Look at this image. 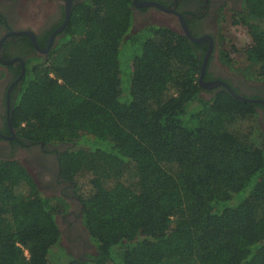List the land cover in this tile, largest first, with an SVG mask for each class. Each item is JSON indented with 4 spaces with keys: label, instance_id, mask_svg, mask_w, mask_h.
Wrapping results in <instances>:
<instances>
[{
    "label": "trees",
    "instance_id": "1",
    "mask_svg": "<svg viewBox=\"0 0 264 264\" xmlns=\"http://www.w3.org/2000/svg\"><path fill=\"white\" fill-rule=\"evenodd\" d=\"M134 8L76 3L47 56L26 60L10 106L20 138L70 145L59 175L95 251L65 253L56 215L68 203L0 159V264H264L256 104L224 89L205 98L202 46L166 25L132 30ZM231 21L250 40L242 62L221 60L263 80L264 0H241Z\"/></svg>",
    "mask_w": 264,
    "mask_h": 264
},
{
    "label": "flooded vegetation",
    "instance_id": "2",
    "mask_svg": "<svg viewBox=\"0 0 264 264\" xmlns=\"http://www.w3.org/2000/svg\"><path fill=\"white\" fill-rule=\"evenodd\" d=\"M80 1L0 0V159L21 163L32 175L40 191L47 196H61L68 203L66 210L56 215V221L61 232V243L66 249L79 253L78 256L88 253L90 249L88 233L81 222L82 203L72 181L59 175L58 154L70 145L45 144L20 138L10 120V106L12 95L20 85L26 60L47 56L63 35L68 23H65L66 15L70 16L72 7ZM137 1L138 4H134L133 26L143 21L138 28L148 24L144 19L149 15L150 18L168 20L171 24L169 27L182 32V25L176 15L153 5L143 7L140 3L152 2L181 14L190 35L201 39L195 43L205 47L204 52L202 47L198 48V54L203 53L201 67L205 65L202 81L217 83L209 88L203 87L202 95L210 98L217 89L228 91L229 86L239 96L253 100L250 102L256 104L258 123L264 132V79L253 80L244 74L227 71V64L220 56L225 48L224 23L228 19L225 13L233 15L234 10L241 8V0ZM39 4L46 5L48 12L44 20L37 24L39 19L31 10ZM31 21L36 24H31Z\"/></svg>",
    "mask_w": 264,
    "mask_h": 264
},
{
    "label": "rangeland",
    "instance_id": "3",
    "mask_svg": "<svg viewBox=\"0 0 264 264\" xmlns=\"http://www.w3.org/2000/svg\"><path fill=\"white\" fill-rule=\"evenodd\" d=\"M39 3H42V1H39ZM39 5L35 9H33V10H36L37 12H33V10H31V13L39 19V22H37V24H39L41 21L44 20L45 16L47 15L46 12H48L46 5H44V4H39ZM225 14H227L228 19L225 20V23H224V25H225L224 33H225V37H226L224 50L227 52H229V51L231 52V54L229 55L230 59H235V60H238L239 62L240 61L242 62V57H243L242 50L249 43V40H250L249 36L246 32V29H244V27H242L241 25L232 24L231 19H230V18H232V15L229 12L225 13ZM144 21H147L148 24L151 23V24H161V25L171 26V24L168 20L161 19L159 17L150 18L149 15L146 16ZM141 23H139V22L137 24L135 23V26H133V29L135 30L136 28H138V25H140ZM31 24L35 25L36 22L34 23L33 21H31ZM225 69L227 71H230V72H233L236 74H242L240 72V70L237 68V65L232 67V66H229L227 64L225 66ZM0 80H1V76H0ZM30 171L33 172V169H30ZM80 183L83 185L82 186L83 189L85 191H88L89 187L86 185L84 180H82V182H80ZM89 244H90L89 252H94L95 247L92 245L91 242ZM60 245L62 246L64 251H66L65 253L71 254L72 256H78L79 253H75V252H72V251L66 249V246H64L61 242H60ZM57 251L59 253L58 257H59V262H60L61 261L60 258L64 257L62 254H64L65 256H66V254L64 253V251H62L60 249H57Z\"/></svg>",
    "mask_w": 264,
    "mask_h": 264
},
{
    "label": "water",
    "instance_id": "4",
    "mask_svg": "<svg viewBox=\"0 0 264 264\" xmlns=\"http://www.w3.org/2000/svg\"><path fill=\"white\" fill-rule=\"evenodd\" d=\"M133 4H138V1L137 0H133ZM140 5L141 6H143V7H146V6H150V5H153V6H157V7H159V8H161L162 10H164V11H166V12H169V13H171V14H174V15H176L177 16V18H178V20L180 21V23H181V25H182V32H181V34H183L184 36H186L189 40H191V41H194V42H199L201 39H199V38H194L193 36H191L190 35V33L188 32V30H187V28H186V26H185V22L183 21V19L181 18V14H179L178 12H176V11H174V10H168V9H166V8H164L163 6H160L159 4H154V3H140ZM67 12H68V10H67ZM68 17H69V15L67 14L66 15V18H65V23L68 21ZM207 57V55H205V58ZM204 70H205V65L203 64L202 65V67H201V72H200V76H199V83H200V85L202 86V87H206V88H209V87H212V86H214V85H216L217 83H205V82H203L202 81V76H203V74H204ZM225 86H227V84L226 83H223ZM227 89H228V91L230 92V94L231 95H233L234 97H236V98H238V99H240V100H243V101H253V100H251V99H249V98H246V97H244V96H239L238 94H236V93H234L233 91H232V89L229 87V86H227Z\"/></svg>",
    "mask_w": 264,
    "mask_h": 264
}]
</instances>
